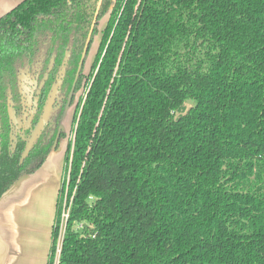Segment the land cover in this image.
<instances>
[{"label":"trees","instance_id":"16d2710c","mask_svg":"<svg viewBox=\"0 0 264 264\" xmlns=\"http://www.w3.org/2000/svg\"><path fill=\"white\" fill-rule=\"evenodd\" d=\"M95 10L47 264L64 198L57 264H264V0H22L0 17V89ZM42 162L2 153L0 199Z\"/></svg>","mask_w":264,"mask_h":264},{"label":"flooded vegetation","instance_id":"af4514ba","mask_svg":"<svg viewBox=\"0 0 264 264\" xmlns=\"http://www.w3.org/2000/svg\"><path fill=\"white\" fill-rule=\"evenodd\" d=\"M99 12L95 10L79 45L55 43L51 35L40 36L39 46L20 58L8 83L0 89V155L6 152L18 158L19 164L43 159L42 165L52 152L66 151L74 115L88 90L97 49L93 50L91 36L95 27L98 30ZM71 19L67 14L65 22ZM64 39L71 38L66 35Z\"/></svg>","mask_w":264,"mask_h":264},{"label":"crops","instance_id":"0c3cea01","mask_svg":"<svg viewBox=\"0 0 264 264\" xmlns=\"http://www.w3.org/2000/svg\"><path fill=\"white\" fill-rule=\"evenodd\" d=\"M21 1L0 0V17ZM54 175L38 169L20 178L0 199V264H47L56 196L51 200L46 188ZM36 197L44 203L33 202Z\"/></svg>","mask_w":264,"mask_h":264},{"label":"rangeland","instance_id":"374dc122","mask_svg":"<svg viewBox=\"0 0 264 264\" xmlns=\"http://www.w3.org/2000/svg\"><path fill=\"white\" fill-rule=\"evenodd\" d=\"M108 17H109V12H107V14L103 18H101V20L99 21V25H98V30L99 31H98V34L94 37L93 50L95 49V47H96V45L98 43V40L100 39L101 31L105 27V24H106V21H107ZM93 53H94V51H93ZM93 53L91 51V56L90 57L93 56ZM73 127H75V126H73ZM68 129H69V127H68ZM73 138H74V132L72 130V134H71V137H70V140H71L72 143H73ZM64 158H65V152L63 150H61V149L56 150V151L52 152L48 156V158L46 159L45 163L49 159L48 163H46V164L44 163L43 166L37 168V170L39 169L40 172H55V174H56L53 177L50 176V180H49V183L47 184V188H46V191H47L48 195L51 196V200H52V198H55V196H56V198H55L56 201L58 199V190L60 188L61 179L65 175V172H64V165H65ZM50 169H51V171H50ZM54 185H56V187H57L55 191L52 188ZM65 192H67V190ZM34 199L35 200L33 202L44 203L42 200H40L39 197H36ZM64 206H65V198L62 201V212H61V214H63V212H64ZM54 216H55V214H54ZM61 217H62V215H61Z\"/></svg>","mask_w":264,"mask_h":264},{"label":"built area","instance_id":"2783aa9c","mask_svg":"<svg viewBox=\"0 0 264 264\" xmlns=\"http://www.w3.org/2000/svg\"><path fill=\"white\" fill-rule=\"evenodd\" d=\"M67 216H68L67 215V212L64 211L63 214H62V217H61V232H60V236H59L58 243H57V248H56V260H55V264H57V257H58L59 252H60L61 239H62V235H63V232H64V230H63V224L66 221Z\"/></svg>","mask_w":264,"mask_h":264},{"label":"water","instance_id":"95a60500","mask_svg":"<svg viewBox=\"0 0 264 264\" xmlns=\"http://www.w3.org/2000/svg\"><path fill=\"white\" fill-rule=\"evenodd\" d=\"M93 27H94V23H93V25H92V28H93ZM90 35H91V32H90ZM90 35H89V37H88V42H89V40H90ZM88 42H87V43H88ZM25 153H26V152H25ZM25 153H24V154H25Z\"/></svg>","mask_w":264,"mask_h":264}]
</instances>
